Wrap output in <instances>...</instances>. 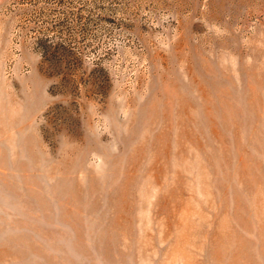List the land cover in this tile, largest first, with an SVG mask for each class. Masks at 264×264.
I'll list each match as a JSON object with an SVG mask.
<instances>
[{"label":"rangeland","instance_id":"1","mask_svg":"<svg viewBox=\"0 0 264 264\" xmlns=\"http://www.w3.org/2000/svg\"><path fill=\"white\" fill-rule=\"evenodd\" d=\"M0 264H264V0H0Z\"/></svg>","mask_w":264,"mask_h":264}]
</instances>
